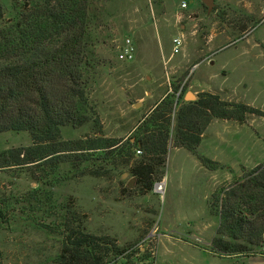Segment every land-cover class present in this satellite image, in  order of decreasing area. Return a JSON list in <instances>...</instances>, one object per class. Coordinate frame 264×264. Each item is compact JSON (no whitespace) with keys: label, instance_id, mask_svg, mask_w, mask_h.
I'll return each instance as SVG.
<instances>
[{"label":"rangeland","instance_id":"obj_1","mask_svg":"<svg viewBox=\"0 0 264 264\" xmlns=\"http://www.w3.org/2000/svg\"><path fill=\"white\" fill-rule=\"evenodd\" d=\"M0 2L9 7V0ZM102 3L98 53L104 65L89 92L106 137L128 138L175 88L184 100L188 92L197 98L209 92L264 112V0H212L211 9L203 0ZM177 36L182 46L174 53ZM127 38L135 57L121 61ZM94 131L93 122L67 126L62 139L91 137ZM31 143L27 132L0 133V151ZM141 154L136 151L131 163ZM198 154L218 162V169L171 144L165 173L155 181L166 182L162 196L154 186L142 193L130 165L98 154L80 170L62 165L44 182L27 169L0 171V264H57L61 237L49 228L70 200L87 215V231L116 239L131 264H264L259 254L216 253L212 240L220 218L210 208L215 193L222 195L264 163V117L251 114L244 124L213 119ZM96 169V175L89 172Z\"/></svg>","mask_w":264,"mask_h":264},{"label":"trees","instance_id":"obj_2","mask_svg":"<svg viewBox=\"0 0 264 264\" xmlns=\"http://www.w3.org/2000/svg\"><path fill=\"white\" fill-rule=\"evenodd\" d=\"M0 2V133L27 132L29 146L0 151V171L27 169L47 181L64 164L80 170L94 155L130 165L142 193L152 191L164 175L171 144L185 148L210 170L219 163L198 154L213 119L244 124L264 112L248 104L202 92L195 101L177 95L158 101L128 138L106 137L90 103V84L103 60L98 47L102 0H9ZM93 122L95 136L63 140L62 128ZM140 158L131 163L136 151ZM99 158V157H98ZM86 170V169H85ZM83 170V171H85ZM37 171L43 175L38 177ZM96 175L99 171L89 170ZM224 191V192H223ZM212 196L210 208L220 218L212 245L221 255H262L264 248V163ZM73 200L63 206L49 228L61 237L57 264H131L127 248L108 235L87 231V215ZM128 259V260H127Z\"/></svg>","mask_w":264,"mask_h":264},{"label":"built area","instance_id":"obj_3","mask_svg":"<svg viewBox=\"0 0 264 264\" xmlns=\"http://www.w3.org/2000/svg\"><path fill=\"white\" fill-rule=\"evenodd\" d=\"M173 51L174 53H178L182 46V38L177 36L173 39ZM135 57V47L131 39L127 38L119 49L118 59L121 61H132ZM138 154L142 152L137 150ZM154 191L161 196L165 194L166 191V182L159 181L154 184Z\"/></svg>","mask_w":264,"mask_h":264},{"label":"water","instance_id":"obj_4","mask_svg":"<svg viewBox=\"0 0 264 264\" xmlns=\"http://www.w3.org/2000/svg\"><path fill=\"white\" fill-rule=\"evenodd\" d=\"M203 2L209 9L212 8V6H213L212 0H203ZM185 100L195 101V100H197V97L193 93L188 92L187 95L185 96ZM133 183H134V180H131V182L129 183V187H132Z\"/></svg>","mask_w":264,"mask_h":264},{"label":"crops","instance_id":"obj_5","mask_svg":"<svg viewBox=\"0 0 264 264\" xmlns=\"http://www.w3.org/2000/svg\"><path fill=\"white\" fill-rule=\"evenodd\" d=\"M258 256H261V258L263 259V263H264V257H263L262 255H258ZM258 256H257V257H258Z\"/></svg>","mask_w":264,"mask_h":264}]
</instances>
